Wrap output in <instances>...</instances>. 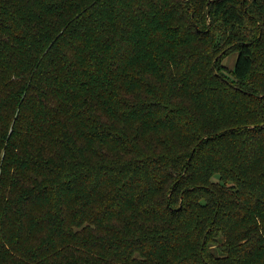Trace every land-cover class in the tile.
Here are the masks:
<instances>
[{"label":"trees","instance_id":"1","mask_svg":"<svg viewBox=\"0 0 264 264\" xmlns=\"http://www.w3.org/2000/svg\"><path fill=\"white\" fill-rule=\"evenodd\" d=\"M0 264H264V0H0Z\"/></svg>","mask_w":264,"mask_h":264},{"label":"rangeland","instance_id":"2","mask_svg":"<svg viewBox=\"0 0 264 264\" xmlns=\"http://www.w3.org/2000/svg\"><path fill=\"white\" fill-rule=\"evenodd\" d=\"M236 59L237 54H232L223 62V64L227 69L232 70L235 65Z\"/></svg>","mask_w":264,"mask_h":264}]
</instances>
